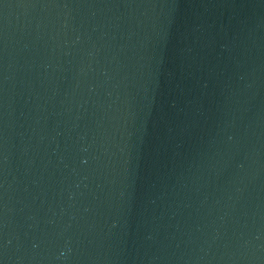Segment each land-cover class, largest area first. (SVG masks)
Masks as SVG:
<instances>
[{"label":"water","instance_id":"water-1","mask_svg":"<svg viewBox=\"0 0 264 264\" xmlns=\"http://www.w3.org/2000/svg\"><path fill=\"white\" fill-rule=\"evenodd\" d=\"M0 264H264V0H0Z\"/></svg>","mask_w":264,"mask_h":264}]
</instances>
